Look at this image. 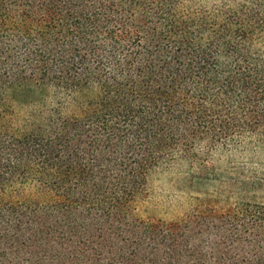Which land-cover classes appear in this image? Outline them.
Segmentation results:
<instances>
[{
    "label": "trees",
    "instance_id": "1",
    "mask_svg": "<svg viewBox=\"0 0 264 264\" xmlns=\"http://www.w3.org/2000/svg\"><path fill=\"white\" fill-rule=\"evenodd\" d=\"M263 187L264 0H0V264H264Z\"/></svg>",
    "mask_w": 264,
    "mask_h": 264
},
{
    "label": "rangeland",
    "instance_id": "2",
    "mask_svg": "<svg viewBox=\"0 0 264 264\" xmlns=\"http://www.w3.org/2000/svg\"><path fill=\"white\" fill-rule=\"evenodd\" d=\"M147 193L146 205L142 208L144 215L158 219H171L179 215V206L183 198L170 174L162 172L154 174L148 181ZM254 197L258 203L264 205V187L255 191Z\"/></svg>",
    "mask_w": 264,
    "mask_h": 264
}]
</instances>
